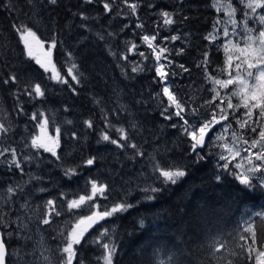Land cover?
<instances>
[{
	"label": "trees",
	"instance_id": "obj_1",
	"mask_svg": "<svg viewBox=\"0 0 264 264\" xmlns=\"http://www.w3.org/2000/svg\"><path fill=\"white\" fill-rule=\"evenodd\" d=\"M138 2L140 7L133 16L126 15L129 9L120 0H117L122 12L120 16L104 13L102 3L87 5L82 4V0H59L56 6L43 5L40 15L32 16L31 6L26 0H2L0 78L15 72L20 82L17 86L0 83V122L11 126L7 135L0 133V147L11 145L22 155H34L35 158L24 164L23 176L15 169L8 171L5 165H0V189L9 184L24 185L25 194L15 198L17 211L14 214L20 212L19 205L25 199L40 214L46 211L43 206L48 199L56 200L61 215L53 216V223L44 226L46 236L56 247L63 242L59 233H66L79 216L89 214L90 206L68 212L67 201L88 193L91 179L109 186L105 193L107 198L99 197L96 201L101 207L111 206L123 199L134 204L140 201L128 212L107 218L86 234L88 243H82L78 249L84 264H104L101 259L105 251L102 244L109 241L117 247L114 264H218V261L219 264H228L229 260L234 264H251L238 245L245 243L240 236L248 237L247 242L251 244L250 234L244 232L246 222L253 224L258 235L264 232V217L256 216V213L264 212V192L258 183L254 181L257 186L253 190L244 189L233 175L221 172L214 155H209L204 163L190 166L188 175L177 184L164 186L162 191L155 193V199L144 200V193L140 190L147 185L161 187L158 182L154 183L147 154H156L158 159L170 164H189L191 157L188 155V137L181 133L179 127H168L169 122L159 116V100L154 97L156 93H161L162 83L154 70V56L143 61L144 71L133 73L132 66L141 62L142 57L127 49L135 43L139 46L138 51L148 55L151 49L142 41V36L155 32H159V36L154 43L173 51L183 48L182 55L170 56L175 63L166 70L178 75L170 74L168 84L186 107L198 108L202 115H207L211 111V107L205 105V101L209 100L210 82L205 78L204 68L197 65L203 59L202 54L208 52V71L218 79L227 78V73L221 72L226 61V53L221 45L226 38L221 36L217 41L204 38L213 31L217 15L226 20L225 15L218 14L211 7L210 0H184L182 8L179 0ZM150 2L156 7L149 8L147 5ZM9 3L15 5L12 10L3 6ZM233 3L235 5L236 0ZM162 9L176 11L178 17L188 16L190 19L184 22L178 19L174 25L157 28V22L161 19L158 13ZM81 11L90 19L82 21L78 15H74ZM21 21L34 24L42 38H55L59 42L58 48L53 51V60L63 75H66L69 66L66 63L67 53H72L82 74L81 83L75 85L70 77L66 78L76 87V93L68 85L50 80V73H45L34 60L27 58L23 44L12 27ZM137 23H143L145 27L136 28ZM82 24L86 27H81ZM126 24L129 27L124 28ZM219 27L222 29L223 25ZM98 33L105 38L99 39ZM171 35H179L180 39L161 42L160 37ZM124 55H128L127 61L122 59ZM161 62L167 64L163 59ZM179 64L189 71L183 72ZM29 81L46 87V96L31 101L21 94L20 103L23 104L24 113H20L13 93L22 91ZM198 84L203 88L199 89ZM164 100L166 102V98ZM233 103H238V99L233 98ZM119 104L126 105L128 111L114 113ZM37 111L49 117L51 134H54L56 127L61 129V146L57 149L62 157L60 161L43 150L36 154L35 150L25 147L30 144L32 135L39 132L37 121L31 119V114ZM105 112L116 126L128 128L130 122L137 123L140 131L135 135V140L146 151L145 157L132 161L114 145L97 143L105 128L102 118ZM187 118L190 122L196 119L191 115ZM87 120L93 122V128L86 126ZM172 123L179 125L182 122L174 119ZM110 134L116 135L114 132ZM131 151L127 150L129 154ZM90 156L100 159L94 166H81L79 174L71 180L64 176L61 165H82ZM218 174L221 175L219 181L216 179ZM31 176L41 179L30 180ZM41 187L46 191H38ZM141 219L144 220L143 228L139 224ZM105 228L109 230L108 235L101 237L100 233ZM29 235L32 240L26 242L27 246L33 241V231ZM12 240L7 241L11 248L13 243L17 245ZM96 240L99 243L93 242ZM220 242L225 247L214 252L213 245L219 247ZM254 247L259 249L261 245L257 243ZM233 251L238 255H231Z\"/></svg>",
	"mask_w": 264,
	"mask_h": 264
},
{
	"label": "snow or ice",
	"instance_id": "obj_2",
	"mask_svg": "<svg viewBox=\"0 0 264 264\" xmlns=\"http://www.w3.org/2000/svg\"><path fill=\"white\" fill-rule=\"evenodd\" d=\"M98 2L102 3L104 13L106 14H115L116 16L122 14L117 0H82V4L87 5ZM120 2L129 9L126 13L127 16L137 14L140 7L138 0L137 2H133V0H120ZM0 3H2V0H0ZM26 3L31 6V15L39 16L43 5L56 6L59 0H39V4L37 0H26ZM179 3L182 8L184 0H179ZM210 4L218 14L223 13L227 17V20L217 15L213 24V31L204 37L205 40L217 41L221 39V36L224 38L229 37L230 33L227 25L231 24V35L240 37L243 44L241 45L240 41L234 43L231 39H228L226 43H222L221 45L226 53L225 66L221 69V72L227 73V79H218L208 71L210 66L209 54L208 52L202 54L203 59L197 67L204 68L206 72L205 78L214 85V87L208 89L214 95L211 99L205 101V105L211 107V111L207 115H202L198 108L189 109L186 107L185 103L178 98L167 83L170 74L172 76L178 75L174 71L170 73L166 70V67L175 63L170 59V56L182 55L184 52L183 48L179 49V51H173L167 46L154 43L159 36V32H155L151 35L144 34L142 36V41L151 49V53L148 55L143 51H138L139 46L135 43H132L127 49L128 52H136L137 55L142 57L141 62H137L132 66L131 71L133 73L144 71L145 68L142 66L143 61L148 60L149 56H154L156 76L159 78V82L164 84L162 93H156L154 97V99L159 100V104L157 105L159 116L162 120L169 122L168 127L173 129L179 127L181 133L189 139L188 155L191 157L189 164H170L158 159L156 154H147L148 162L151 164L154 183L158 182L161 187L147 185L140 189L144 193V200L151 201L155 199L154 194L162 191L164 186L177 184L188 175L190 166L204 163L208 156L213 154L217 157V167L221 172L233 175L244 189L253 190L257 186L254 184V180L257 178L260 181L258 186L264 189V0H236L235 5L233 0H210ZM3 6L9 10L15 7L11 3L4 4ZM147 6L149 8L156 7L151 2ZM238 11L241 13L239 21L235 19ZM74 15H78L82 21L90 19L83 11L74 13ZM158 15L161 19L157 22V28L174 25L178 22V19L179 22L190 19L188 16L178 17L176 11L170 12L163 9L159 11ZM250 21H255L260 27L254 28L249 26ZM220 25L225 26L221 29ZM240 25L243 26L244 36H240V32L237 31ZM135 26L140 29L145 27L143 23H137ZM12 27L23 44L24 53L27 58L34 60L45 73H50L48 77L50 80L68 85L76 93V87L70 84L66 78L70 77L71 81L75 82V85L81 83L82 74L78 71L79 66L74 62L72 53H67L68 61L66 63L69 66L67 67L66 75H63L53 60V51L59 46V42L55 38L50 40L42 38L38 35L39 29L34 24L23 21L14 23ZM81 27H86V25L82 24ZM127 27L129 25H124V28ZM97 35L101 40L105 38L103 34L98 33ZM108 35L114 34L108 33ZM178 39H180L179 35L160 37L161 42H175ZM112 55L115 56V53H112ZM122 59L127 61L129 57L128 55H124ZM162 59L167 64L162 63ZM178 66L183 72L189 71L183 64H179ZM19 82L20 77L15 72L8 74L4 78H0V83L5 86H17ZM218 88L228 90L226 99L221 98V92L218 91ZM46 92V87H42L38 82L34 83L31 81H29L22 91L18 90L14 92L13 95L16 96L19 112L24 113L23 104L20 103L21 94L26 95L29 100L34 101L43 99L46 96ZM164 98H166V102ZM233 98H237L238 103H233ZM217 100H219V103H216ZM95 102L100 104L99 100ZM137 102L142 103V101ZM225 104L226 108L224 107ZM226 109L232 111L229 112ZM126 111L128 109L124 104H119L118 108L113 110L114 113ZM189 115L196 118L195 122L189 121L187 118ZM102 118L105 120V128L97 141L98 144L108 143L114 145L117 149L123 151L126 157L132 161H135L138 157H145L146 151L135 140V135L140 131L137 123L130 122L128 128H125L112 124L106 112ZM31 119L37 121L39 132L32 135L30 144H26L25 147L35 150L36 154L39 153V150H43L45 153H50L57 161L62 160V157L57 153V149L61 146V129L56 127L54 134H51L49 132L50 119L44 112H33ZM174 119H178L182 123L179 125L172 123ZM233 122L238 126L239 131L233 126ZM68 123H71V121H68ZM85 124L88 128H93L91 120L85 121ZM10 127V125L5 126L3 122H0V133L7 135ZM111 132L116 133V135H111ZM160 133L161 135L163 134V126L160 129ZM228 133H230V136L227 135ZM73 137L75 138V133H73ZM128 149L132 150L130 154L127 152ZM210 149H219V151L213 153ZM34 158V155H22L16 147H12L11 145L0 147V165H5L8 171L15 169L22 176L25 174L24 164L32 161ZM98 159H100L98 156H90L83 161L82 165H61L63 174L71 180L79 174L78 169L81 166H94ZM32 179L39 180L41 178L31 176L30 180ZM216 179L219 181L221 175L218 174ZM89 184L90 191L88 193L67 201V211L70 213L74 210H81L84 206H90L91 210L89 214L79 216L75 224L66 233H59L63 237V242L57 246L58 258L56 264H84V261L78 255V249L82 243H88L86 234L89 233V230L107 218L128 212L140 202L137 201L134 204L127 199H123L113 203L111 206L104 205L101 207L96 201L99 197L107 198L105 193L108 191L109 186L98 183L95 179H91ZM38 191L44 192L46 189L41 187ZM23 194H25V190L24 185L21 184H9L6 188L0 189V264H32V262L24 260V256L28 254L24 251L25 247H27L26 242L32 240V236L29 235L32 231L29 227L30 223L35 217L40 225L50 226L53 223V216L61 215L55 199H48L45 202L43 207L46 211L42 214L33 212L32 215H28L31 205L25 199L19 205V210L23 212V215H16L15 219H13V214L17 211L14 207L16 204L15 198ZM256 216L264 217V212H258ZM246 223L247 226L244 228V232L250 234L251 244L247 242L248 237L240 236V239L244 240L245 243L238 245V247L246 255L247 260L251 264H264V232L258 235L253 224L251 222ZM139 224L143 228L144 220L141 219ZM108 231L106 228L103 229L100 236H107ZM10 237H16L25 243L18 249H12L7 243ZM93 242L99 243V240ZM257 243L261 245L259 249L254 247ZM37 244L44 251H48L43 239L38 241ZM102 247L105 250L104 255L101 257L104 264H114V256L117 252L116 245L109 241L108 243H103ZM224 247L225 244L223 242L219 243V247L213 245L214 252H219ZM231 255L237 256L238 253L233 251ZM13 257H16V259L14 260ZM43 259L49 261L48 256H43ZM228 264H234V262L229 260Z\"/></svg>",
	"mask_w": 264,
	"mask_h": 264
},
{
	"label": "rangeland",
	"instance_id": "obj_3",
	"mask_svg": "<svg viewBox=\"0 0 264 264\" xmlns=\"http://www.w3.org/2000/svg\"><path fill=\"white\" fill-rule=\"evenodd\" d=\"M259 11V10H258ZM236 16H239V18L238 17H235V19H237L238 21L241 19V13L240 12H237V14H236ZM225 19L227 20V17L225 16ZM249 23H251V24H249L251 27H254V28H258V27H260L257 23H255V21H250ZM225 25H223V27H224ZM227 27H228V30H229V33H230V36L229 37H227L226 38V40H225V43L227 42V40L228 39H231L234 43L235 42H237V41H240V43H241V45L243 44V41H241L240 40V37H237V36H234V35H231V33H232V25L231 24H228L227 25ZM243 26L242 25H240L238 28H237V31H240V36H244V32H243ZM255 34V33H254ZM225 79H227V78H225ZM169 81V80H168ZM168 81H167V83H168ZM169 85V84H168ZM164 87V84L162 83V86H161V93H162V88ZM198 87H199V89H202L203 88V86L201 85V84H198ZM212 87H214V85H212L211 83H210V88H212ZM231 87V86H230ZM218 91H220L221 92V98H223V96H225V97H227V90H225V89H219L218 88ZM223 92H225L223 95H222V93ZM214 94L212 93V92H209V99H211V97L213 96ZM217 101H219V100H217ZM216 101V102H217ZM217 103H219V102H217ZM224 107L226 108V104L224 105ZM233 125H234V127L239 131V129H238V126H236L235 124H234V122H233ZM227 135H229L230 136V133H228ZM212 150V152L213 153H215V152H217V151H219V149H211ZM214 155V154H213ZM214 160H215V163L217 164L218 163V161H217V157H216V155H214ZM222 163V162H221ZM245 164H246V162H245ZM255 181V183H258L259 184V179L257 178L256 180H254ZM3 183V182H2ZM263 190V192H264V189H262ZM42 211V210H41ZM33 212H36V213H38V209L37 208H34V207H32L31 206V210L28 212V215H32L33 214ZM43 212H44V210H43ZM16 215H23V212L22 211H20V212H18V213H15V214H13V219H15V216ZM76 222V221H75ZM75 222L73 223V225L75 224ZM72 225V226H73ZM44 226L45 225H40L38 222H37V220L35 219V217H34V219H33V221L30 223V225H29V227L32 229V231H33V241H32V243L31 244H29L27 247H25V249H24V251L26 252V253H28L27 255H25L24 256V260H27V261H29V262H32V264H56V262H57V258H58V252H57V247L56 246H54L53 244H52V242H51V240L46 236V232H45V230H46V228H44ZM71 226V227H72ZM70 227V228H71ZM69 228V229H70ZM68 229V230H69ZM67 230V231H68ZM10 239H13L14 241H16L17 242V245L16 244H14L13 243V247H12V249H18V248H20V246L22 245V244H24L23 242H20L19 241V239L18 238H16V237H10L9 239H8V241L10 240ZM41 239H43V241H44V244H45V246L47 247V249H48V251H44V249H42V248H40L39 246H38V244H37V242L38 241H40ZM12 240V241H13ZM33 249H35L34 251H33ZM43 256H48L49 257V261H45L44 259H43ZM13 259L15 260L16 259V257H13Z\"/></svg>",
	"mask_w": 264,
	"mask_h": 264
},
{
	"label": "water",
	"instance_id": "obj_4",
	"mask_svg": "<svg viewBox=\"0 0 264 264\" xmlns=\"http://www.w3.org/2000/svg\"><path fill=\"white\" fill-rule=\"evenodd\" d=\"M101 222H103V221H101ZM101 222H99L98 224H96L93 228H95V227H96L97 225H99ZM93 228H92V229H93ZM92 229H90V230H92ZM90 230H89V231H90Z\"/></svg>",
	"mask_w": 264,
	"mask_h": 264
}]
</instances>
